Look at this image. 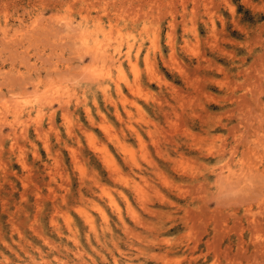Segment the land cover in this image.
Returning <instances> with one entry per match:
<instances>
[{"label": "rangeland", "instance_id": "rangeland-1", "mask_svg": "<svg viewBox=\"0 0 264 264\" xmlns=\"http://www.w3.org/2000/svg\"><path fill=\"white\" fill-rule=\"evenodd\" d=\"M0 264H264V0H0Z\"/></svg>", "mask_w": 264, "mask_h": 264}, {"label": "bare ground", "instance_id": "bare-ground-1", "mask_svg": "<svg viewBox=\"0 0 264 264\" xmlns=\"http://www.w3.org/2000/svg\"><path fill=\"white\" fill-rule=\"evenodd\" d=\"M95 47H96V45H95ZM98 51V53H101L102 52V49L99 47L97 50H96V52ZM106 58V57H105ZM113 64H114V62H113ZM102 72V71H101ZM48 103V102H47ZM38 131V130H37Z\"/></svg>", "mask_w": 264, "mask_h": 264}]
</instances>
